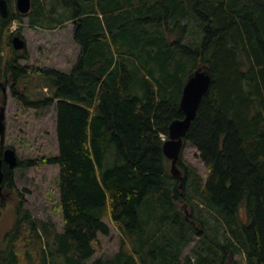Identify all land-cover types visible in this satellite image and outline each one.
<instances>
[{"label":"trees","instance_id":"16d2710c","mask_svg":"<svg viewBox=\"0 0 264 264\" xmlns=\"http://www.w3.org/2000/svg\"><path fill=\"white\" fill-rule=\"evenodd\" d=\"M7 2L0 81L23 107L56 102L57 155L16 168L58 165L62 230L24 207L3 164L0 185L16 193L17 216L0 264H264V0H31L24 14ZM23 16L44 29L73 22L79 54L68 72L18 63L28 54L11 38ZM202 66L211 83L183 148L198 150L208 177L181 152L179 178L162 147ZM104 218L119 247L93 257L110 232Z\"/></svg>","mask_w":264,"mask_h":264},{"label":"rangeland","instance_id":"374dc122","mask_svg":"<svg viewBox=\"0 0 264 264\" xmlns=\"http://www.w3.org/2000/svg\"><path fill=\"white\" fill-rule=\"evenodd\" d=\"M12 11L16 12V0H13ZM22 26V36L25 40L23 51L28 58L18 59V63L29 67L41 69H57L68 72L75 63L79 54V46L73 38V22H66L54 29L31 27L27 23V17ZM16 22L11 30H15ZM5 56L8 54L4 50ZM39 93L47 92L39 89ZM4 106V147H12L20 160L27 158H39L42 156H54L58 153L56 134V102L41 109L26 108L18 103L12 96L9 85L6 91ZM182 157L191 163L204 178L208 177V170L199 157L198 150L187 144L182 150ZM15 183L25 199L24 207L29 209L32 215L39 219H52L59 230L61 227V214L59 210V167L57 164H44L17 167L14 169ZM14 198H5L0 208V245L3 244L6 232L13 226L16 220V193ZM109 226L108 235L99 234L95 243L93 257H108L113 255L118 247L120 233L114 224L107 218L103 219ZM193 242L183 251V256L188 254ZM243 257L241 254L235 255Z\"/></svg>","mask_w":264,"mask_h":264},{"label":"water","instance_id":"95a60500","mask_svg":"<svg viewBox=\"0 0 264 264\" xmlns=\"http://www.w3.org/2000/svg\"><path fill=\"white\" fill-rule=\"evenodd\" d=\"M31 7V0H16V8L21 13H26ZM9 13L7 0H0V14L6 17ZM11 44L14 49L20 50L25 46V41L18 34L12 36ZM211 83V72L207 66H202L193 71L187 78L180 97L179 106L184 113L183 118L174 119L169 125L168 138L163 143V153L170 160V172L179 178L182 177L178 167V159L183 146V137L186 134L191 121L194 119L200 101ZM3 93L6 96V85L0 82ZM4 106H0V140L4 139ZM6 162L10 168L17 164V155L13 148L6 147L0 155V182L2 180V162Z\"/></svg>","mask_w":264,"mask_h":264},{"label":"flooded vegetation","instance_id":"af4514ba","mask_svg":"<svg viewBox=\"0 0 264 264\" xmlns=\"http://www.w3.org/2000/svg\"><path fill=\"white\" fill-rule=\"evenodd\" d=\"M2 150H3V146H2ZM3 164H5L6 167L10 168L6 162L3 161L2 165ZM10 169H12V168H10ZM14 193L15 192L13 189H11L7 186L0 185V203H2L6 197L7 198H14V196H13Z\"/></svg>","mask_w":264,"mask_h":264},{"label":"bare ground","instance_id":"6f19581e","mask_svg":"<svg viewBox=\"0 0 264 264\" xmlns=\"http://www.w3.org/2000/svg\"><path fill=\"white\" fill-rule=\"evenodd\" d=\"M38 26V25H37ZM32 27V26H31ZM22 87V86H21ZM179 201V200H178ZM198 248V247H197Z\"/></svg>","mask_w":264,"mask_h":264}]
</instances>
